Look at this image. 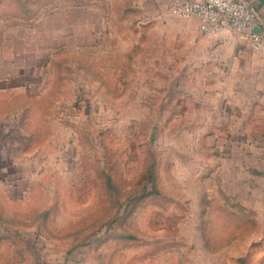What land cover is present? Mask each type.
I'll list each match as a JSON object with an SVG mask.
<instances>
[{"label":"rangeland","instance_id":"rangeland-1","mask_svg":"<svg viewBox=\"0 0 264 264\" xmlns=\"http://www.w3.org/2000/svg\"><path fill=\"white\" fill-rule=\"evenodd\" d=\"M182 18L0 0V264H264V124L204 109Z\"/></svg>","mask_w":264,"mask_h":264},{"label":"crops","instance_id":"crops-1","mask_svg":"<svg viewBox=\"0 0 264 264\" xmlns=\"http://www.w3.org/2000/svg\"><path fill=\"white\" fill-rule=\"evenodd\" d=\"M175 1L142 0V4L152 13L166 15L171 13L170 6ZM249 1L257 16L255 29L264 32V0ZM180 23L186 36L179 54L185 57L187 69L193 71L196 67V75L202 76L201 100L207 104L204 109L220 108V123L233 116L236 123H242V117H250L252 123L264 124V49L252 50L228 29L202 34L195 18H182ZM212 97L215 103L211 102ZM244 123L248 120L244 119Z\"/></svg>","mask_w":264,"mask_h":264},{"label":"built area","instance_id":"built-area-1","mask_svg":"<svg viewBox=\"0 0 264 264\" xmlns=\"http://www.w3.org/2000/svg\"><path fill=\"white\" fill-rule=\"evenodd\" d=\"M170 12L193 17L202 34L231 30L254 51L264 49V32L256 30V12L249 0H176Z\"/></svg>","mask_w":264,"mask_h":264}]
</instances>
